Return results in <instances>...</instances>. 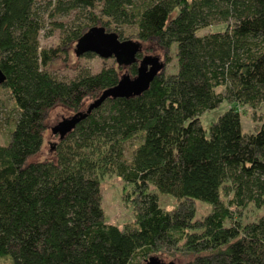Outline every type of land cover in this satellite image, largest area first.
<instances>
[{
	"label": "trees",
	"instance_id": "obj_1",
	"mask_svg": "<svg viewBox=\"0 0 264 264\" xmlns=\"http://www.w3.org/2000/svg\"><path fill=\"white\" fill-rule=\"evenodd\" d=\"M37 1L0 0V88L18 112L0 145V258L143 264L163 252L186 257L181 264H264V118L244 132L237 110L264 103V0H55L75 16L48 47ZM93 26L173 46L176 69L137 96L106 98L58 138L54 159L27 162L43 144L48 109L79 112L120 78L113 66L72 78L49 71ZM126 67L136 74V62ZM223 101L231 106L206 131L200 117ZM108 173L128 189L132 218L121 226L100 204ZM158 194L176 206L164 209ZM197 200L210 206L198 219ZM249 203L262 213L242 223Z\"/></svg>",
	"mask_w": 264,
	"mask_h": 264
},
{
	"label": "rangeland",
	"instance_id": "obj_2",
	"mask_svg": "<svg viewBox=\"0 0 264 264\" xmlns=\"http://www.w3.org/2000/svg\"><path fill=\"white\" fill-rule=\"evenodd\" d=\"M55 0H38L37 6L41 17L46 21V27L40 34V45L50 46L59 42V37L62 35L61 27H67L71 24L75 11H62L60 8L55 7ZM130 33V27L125 26ZM113 32H116V30ZM128 40L139 44L141 49V56H149L158 58L165 64L164 72H172L176 69V55L175 48L169 47L167 50L161 48L156 41H138L134 36L128 37ZM125 40V39H124ZM75 43L67 47L65 55L62 54L60 58L55 59L49 71L62 77L72 78L78 71H82L84 68L97 72L103 66H113L119 70V76L128 74L131 78L135 75L131 73V70L126 67L124 63H118L114 57L101 58L97 55L93 57H85L84 55L76 56ZM137 63V62H136ZM100 92H97L95 96L89 95L85 98L81 111H86L88 105L93 102ZM231 105L227 101H223L218 107L205 112L201 117V124L206 131H208L211 122H213L221 113L227 110ZM237 110L240 112L241 127L244 132H254L264 118V103H261L256 108L248 106H237ZM78 112V111H77ZM76 111L69 110L65 105L56 104L52 108L48 109L44 114V131H43V144L37 154L30 156L27 162L50 160L55 157V146L58 142V136L52 133V128L57 125L63 119L72 117ZM18 112L14 108L12 101L10 100L7 91L0 88V145H4L9 140V129L13 125L14 120L17 118ZM133 145L128 144L126 146V159L131 158V151ZM124 185L122 179L116 173H108L99 178V194L100 204L105 215V220L110 224H118L121 226L124 222H129L132 218V209L129 201L127 200L128 189ZM226 197V196H225ZM159 203L164 209H172L176 206L177 201L171 195L158 194ZM195 205V218H202L210 211V206L204 202L197 200ZM238 217L242 223L255 220L262 210L256 208L253 203L247 204L244 209L239 210ZM237 213V214H238ZM237 218V216H236ZM238 218L236 219L237 221ZM236 222V221H235ZM156 257H159L164 263L172 262L173 264H181L186 257L171 256L167 253L156 252ZM0 264H10V261L6 258H0Z\"/></svg>",
	"mask_w": 264,
	"mask_h": 264
},
{
	"label": "water",
	"instance_id": "obj_3",
	"mask_svg": "<svg viewBox=\"0 0 264 264\" xmlns=\"http://www.w3.org/2000/svg\"><path fill=\"white\" fill-rule=\"evenodd\" d=\"M141 51L139 44L131 40H120L116 33L108 32L102 26L89 28L75 45L76 56L85 53H93L101 58L114 57L118 63L125 65L137 62L136 74L131 78L128 74L121 76L116 85L104 89L99 96L91 102L84 113L77 112L72 117L63 119L52 128V133L63 138L69 133L77 122L83 119L92 109L96 108L106 98L137 96L148 89L151 81L161 71L165 64L158 58L144 56L138 58L137 54ZM5 79L0 71V83ZM143 264H173L164 263L159 257L150 256Z\"/></svg>",
	"mask_w": 264,
	"mask_h": 264
},
{
	"label": "flooded vegetation",
	"instance_id": "obj_4",
	"mask_svg": "<svg viewBox=\"0 0 264 264\" xmlns=\"http://www.w3.org/2000/svg\"><path fill=\"white\" fill-rule=\"evenodd\" d=\"M140 58V57H139Z\"/></svg>",
	"mask_w": 264,
	"mask_h": 264
}]
</instances>
